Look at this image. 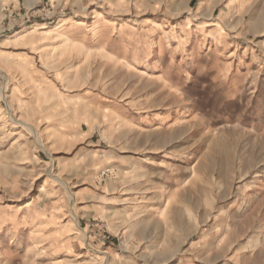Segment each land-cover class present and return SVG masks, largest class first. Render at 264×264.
Masks as SVG:
<instances>
[{
  "label": "rangeland",
  "instance_id": "374dc122",
  "mask_svg": "<svg viewBox=\"0 0 264 264\" xmlns=\"http://www.w3.org/2000/svg\"><path fill=\"white\" fill-rule=\"evenodd\" d=\"M0 69V264H264V0H0Z\"/></svg>",
  "mask_w": 264,
  "mask_h": 264
},
{
  "label": "bare ground",
  "instance_id": "6f19581e",
  "mask_svg": "<svg viewBox=\"0 0 264 264\" xmlns=\"http://www.w3.org/2000/svg\"><path fill=\"white\" fill-rule=\"evenodd\" d=\"M27 2H28V4H29L30 0H27ZM21 36H22V35H21ZM24 37H26V35H24ZM19 40H20V39H19ZM4 59H5V58H4ZM0 73H2V70H1V69H0ZM3 90H4V89H3ZM28 129L31 130V127H28ZM7 153H8V151H7ZM135 167H137V166H135ZM130 173L139 175V174L142 173V171L140 170V168L135 170V168L133 167V170H131ZM131 203H132V202H131ZM128 207H130V206H128ZM138 208H139V207H138ZM128 211H129V210H128ZM121 218H122V217H121ZM124 219H127V217H125ZM136 222H137V221H136Z\"/></svg>",
  "mask_w": 264,
  "mask_h": 264
}]
</instances>
